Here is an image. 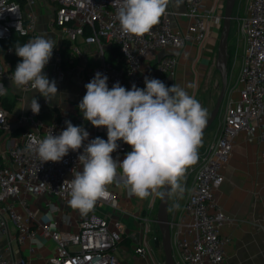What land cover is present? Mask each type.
Segmentation results:
<instances>
[{"label":"built area","instance_id":"obj_1","mask_svg":"<svg viewBox=\"0 0 264 264\" xmlns=\"http://www.w3.org/2000/svg\"><path fill=\"white\" fill-rule=\"evenodd\" d=\"M48 1L54 5L53 24L60 27L70 42L82 37L86 43H94L98 47L99 61L88 67L84 75L89 81L97 72L106 75L110 89L116 82L129 90L133 84L143 89L145 77L159 79L165 84L166 78L174 73L176 56L166 55L156 63H146L145 60L154 59L159 51L168 47L180 50L187 43H202L212 22H223V13L215 14V2L205 7L207 0H185L184 15L188 19L185 29L174 27L173 13L166 10L159 24L144 36L136 37L121 32L116 15L119 0ZM37 3L38 0H0V40L10 37L13 31L30 36L27 42L35 38ZM245 12L239 20V32L243 38L241 65L235 86L226 94L220 132L203 153L195 170L194 182L183 207L186 221L172 223V244L177 264H224L226 240L221 229L227 216L215 198L216 189L224 181L222 169L228 163L242 131L264 141V0H246ZM114 44L119 46L118 61L121 65L108 61L104 56L106 47ZM11 51L12 48H0V85L5 88L12 82L10 77L14 72L6 58ZM72 51L77 56L83 53L77 44L72 46ZM53 57L52 73L62 81L69 68L64 64L60 47L54 49ZM31 90L30 86H25L21 91ZM7 93L0 95V237L5 235L8 223L12 222L17 230V241L25 243L33 240L37 231L23 222L15 200L20 199L22 193H49L69 201L70 189L66 180L73 179V173L82 169L78 156L83 147L76 152L70 150L60 162L42 163L35 153L26 150V146L29 143L35 146L50 133L58 135L66 128L68 117L58 115L47 123L40 118V112L34 114L27 106L19 112L11 111L1 101ZM35 98L40 110L50 103L43 96ZM15 131L19 133L18 139L8 143ZM117 143L119 148L112 156L127 149L123 141ZM261 156L264 159V148ZM97 201L111 209L120 207L117 196L108 188ZM20 202L25 201L20 199ZM155 210L152 203L147 213L156 214ZM77 217V229L74 231L56 230L42 224V232L55 242V252L47 261L50 264H124L118 255L124 222L111 214L95 212L80 213ZM146 244L137 247L136 251L144 255L150 250L151 240L146 239ZM8 248L0 241V264H39L29 257L15 261L6 253Z\"/></svg>","mask_w":264,"mask_h":264},{"label":"crops","instance_id":"obj_2","mask_svg":"<svg viewBox=\"0 0 264 264\" xmlns=\"http://www.w3.org/2000/svg\"><path fill=\"white\" fill-rule=\"evenodd\" d=\"M214 2L216 3L215 14L223 13L225 0H207L204 5L208 7ZM35 9L37 13L35 37L50 36L56 41L54 49L69 40L60 27L53 24V4L48 0H38ZM166 10L173 13L171 20L174 27L181 30L187 27L188 19L184 15L185 0H170ZM221 29L222 24L213 21L208 36L202 43L196 41L187 43L180 50L168 47L159 51L154 59L147 58L145 62L156 63L166 55L176 56L177 64L174 73L166 78V83L169 87L174 83L184 87L200 102L199 91L210 67H212ZM76 44L83 51L81 56L75 55L72 51V46ZM112 48L113 46L106 47L105 58L111 56ZM69 50V58L65 64L69 68V73L64 80L58 81L52 73L53 55L43 70L50 81L55 80L58 94L50 100L48 106L40 110V118L48 123L58 115L76 116L80 120V126L89 132V138L99 135L107 138L106 128L92 126L90 122L84 120L78 108V104L86 93L85 85L90 82L85 78V70L98 63L100 58L98 47L94 43H86L82 37H77L75 42H70ZM73 58H76V62L71 65ZM189 84L192 87H188ZM7 96L11 99L16 98L13 111L19 112L25 107L21 109L17 106L23 107L26 97L29 103L32 98L41 95L36 90L26 92L17 90L14 88L13 82H10ZM220 129L221 126L218 129V134ZM256 130L259 131L258 128ZM18 137L19 133L15 131L11 134L8 143H12L11 141L17 140ZM213 141L210 136L202 138V143L197 150L198 158L194 164L187 167L181 181L184 187L182 196L172 197L169 213L173 222L186 221L183 211L184 202L192 188L195 170L200 159ZM126 147L125 152L114 155L113 158H119L122 161L125 154L131 151L129 145L126 144ZM263 148L264 141L258 140L256 135L242 131L237 137L228 163L222 169L224 181L216 189L215 198L227 216V221L221 229V234L226 240L224 264H264V159L261 156ZM106 188L117 196L119 209H111L104 203L96 201L93 209L89 212L102 213V215L111 214L124 222L123 239L118 246L120 259L124 264H160L156 258L155 250L157 248L154 246V237L158 230L155 221L156 214L155 212L147 213V208L152 203L157 210L159 197L152 195L140 199L135 195H130L124 186L119 170L113 183ZM19 198L25 201L21 203L20 199L15 200V205L22 214L23 222L36 229L37 236L33 240L19 243L16 238V227L12 222H9L8 230L5 235L0 237V241L4 246L9 247L6 253L15 261L29 257L39 264H50L47 260L55 252V242L49 235L42 232V224H48L56 230L74 231L77 229V216L81 212L73 209L68 201H63L49 193H22ZM176 204L179 207H175ZM69 210L72 212V216ZM146 239L151 240L150 250L148 249L142 255L136 251V248L147 246ZM31 247L33 251H31Z\"/></svg>","mask_w":264,"mask_h":264},{"label":"clouds","instance_id":"obj_3","mask_svg":"<svg viewBox=\"0 0 264 264\" xmlns=\"http://www.w3.org/2000/svg\"><path fill=\"white\" fill-rule=\"evenodd\" d=\"M169 3L170 0H119L116 15L121 32L136 37L149 33L159 24ZM55 45L56 41L47 35L17 44L15 54L21 61L10 77L15 89L30 86L46 102L57 96L55 80L50 81L43 71ZM107 81L106 75L97 72L85 85L86 93L78 104L84 120L96 128H106L107 140H89V132L83 126L65 121L66 128L58 135L50 133L35 146L29 143L26 150L45 163L60 162L70 150L76 152L83 147L78 156L82 169L73 173V179L66 180L70 189L68 203L83 214L93 209L118 170L130 195L140 199L152 195L161 199L182 196L181 181L187 167L198 158L207 110L175 83L169 87L159 79L145 77V88L133 84L129 90L119 82L110 89ZM7 89L0 85V95L6 94ZM26 106L39 114L41 106L36 98L28 103L26 97L23 107H17ZM118 141L131 148L122 161L112 156L119 148Z\"/></svg>","mask_w":264,"mask_h":264},{"label":"water","instance_id":"obj_4","mask_svg":"<svg viewBox=\"0 0 264 264\" xmlns=\"http://www.w3.org/2000/svg\"><path fill=\"white\" fill-rule=\"evenodd\" d=\"M236 5V0H225L222 29L217 48L216 66L221 74V90L217 97L216 103L207 116V122L203 129V133L216 120L223 102L225 100L228 85H229V36L231 32L232 19L234 17L233 11ZM173 201L172 197L159 198L155 221L157 223L160 235L154 237V246L159 248L162 246L164 251V264H177L174 257V249L172 244V223L173 220L169 213V204Z\"/></svg>","mask_w":264,"mask_h":264},{"label":"rangeland","instance_id":"obj_5","mask_svg":"<svg viewBox=\"0 0 264 264\" xmlns=\"http://www.w3.org/2000/svg\"><path fill=\"white\" fill-rule=\"evenodd\" d=\"M245 3L246 0H236V5L233 11L234 17L232 19V26L231 32L229 36V85L228 91L231 87H234L236 84V80L238 77V70L241 65V54H242V45H243V38L241 33L239 32V20L241 17L245 15ZM239 55V56H238ZM238 56V60H237ZM217 60V51L215 53L214 61L212 67L208 74L206 75L204 82L201 86L199 91V100L201 105L204 109L207 110V116L210 114L211 110L213 109L219 92L221 90V74L219 69L216 66ZM228 94V92H227ZM226 99V97H225ZM225 111V100L221 107V110L214 121V123L208 128V130L202 133V138L210 136L211 140H215L218 136V129L220 128L223 116ZM156 234L160 235L159 229L156 230ZM155 249V248H154ZM156 251V258L160 264H164V251L162 246L157 248Z\"/></svg>","mask_w":264,"mask_h":264},{"label":"trees","instance_id":"obj_6","mask_svg":"<svg viewBox=\"0 0 264 264\" xmlns=\"http://www.w3.org/2000/svg\"><path fill=\"white\" fill-rule=\"evenodd\" d=\"M30 36L27 35H22L19 31H13L12 35L6 39L0 40V48L5 50L7 48H12V51L6 54V58L11 62L12 70L15 71L16 65L21 61V58L18 57L15 54V47L17 44L23 45L27 43V40L29 39ZM112 53L110 54L111 56L106 58L107 60L116 63L117 65H121L122 63L117 60L118 55L120 54L119 46L114 44L112 45ZM70 41L67 40L65 41L62 46H60V50L62 51L63 54V60L64 64L68 61L69 58V52H70ZM107 52V51H106ZM105 52V53H106ZM76 62V58H73V62L71 63L74 64ZM166 86H169L166 81H165ZM2 104L8 108L9 110H13L14 105L16 104V98H9L8 96L3 97L1 99ZM68 121H70L74 126H80V120L76 116H70L68 117ZM98 137L100 138H105L103 135H99Z\"/></svg>","mask_w":264,"mask_h":264}]
</instances>
